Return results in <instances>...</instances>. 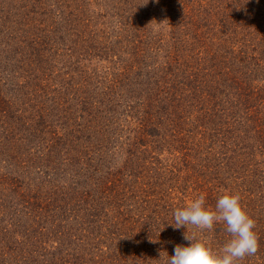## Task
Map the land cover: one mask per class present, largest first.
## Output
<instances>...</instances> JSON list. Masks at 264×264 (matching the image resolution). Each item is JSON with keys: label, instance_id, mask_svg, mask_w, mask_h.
Returning a JSON list of instances; mask_svg holds the SVG:
<instances>
[{"label": "trees", "instance_id": "1", "mask_svg": "<svg viewBox=\"0 0 264 264\" xmlns=\"http://www.w3.org/2000/svg\"><path fill=\"white\" fill-rule=\"evenodd\" d=\"M239 193L264 264V0H0V264H167Z\"/></svg>", "mask_w": 264, "mask_h": 264}, {"label": "clouds", "instance_id": "2", "mask_svg": "<svg viewBox=\"0 0 264 264\" xmlns=\"http://www.w3.org/2000/svg\"><path fill=\"white\" fill-rule=\"evenodd\" d=\"M176 229L193 225L203 231H212L216 224H223L230 238L218 249L204 240L184 234L187 246L176 245L167 264H238L258 250L255 220L241 203L239 193L225 191L214 208L206 204V195L200 194L173 213Z\"/></svg>", "mask_w": 264, "mask_h": 264}]
</instances>
